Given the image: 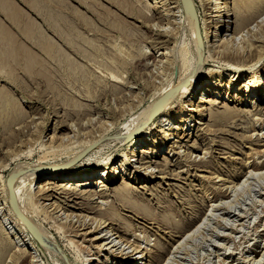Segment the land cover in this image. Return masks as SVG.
<instances>
[{"label":"rangeland","instance_id":"1","mask_svg":"<svg viewBox=\"0 0 264 264\" xmlns=\"http://www.w3.org/2000/svg\"><path fill=\"white\" fill-rule=\"evenodd\" d=\"M10 1L16 3L36 24L45 29L42 17L32 9L29 10L22 0ZM64 1L69 8L63 9L59 14L67 23L71 21L64 27L67 28L65 31L69 32L68 35L71 32L70 36L75 34L76 39L80 37L84 40L79 42V38L76 41L79 50L86 51L79 53L82 59L77 52L68 50L51 33H48L50 38L66 53L63 60L56 54V60L53 59L54 56L48 59L47 54L41 53L39 47L29 44L27 46L34 56L25 52L13 55L0 50V180L6 179L7 183L13 171L26 170L38 160H45L46 164L54 161L62 163L65 152L72 147L77 148L85 140V135L88 136L91 132L99 136L104 130L109 132L104 131L106 133L102 139L70 161L68 169L80 164L88 153L98 149L100 145L109 143L97 158L87 163V168L95 165L97 175L92 177L94 182L110 166L117 172V178L115 182L107 185L106 196H95V191L99 190L96 186L80 189L75 184L66 187L80 195H53L47 201L40 197L35 198L34 208L38 211L36 219L50 231L54 239L52 238V244L49 243L56 248V252L62 251L63 255H54L43 242L39 243L40 239H36L31 230L25 231L21 235L22 239L16 241L17 244L13 242L11 237L19 231V226L13 215L6 208H2L5 204L0 184V264H88L90 259L93 262L97 259L93 264H122L117 256L107 250L109 245L96 256L103 241L97 243L93 239L112 229L114 231L111 233L117 234L110 240L116 239L115 243L120 242L122 248H127L126 251L140 250L136 256L141 258L143 255L138 261L141 264H264V101L261 102L264 90L261 91L263 94L259 93L256 97L259 99L257 102L254 95L244 91L248 82L253 84L257 78L264 82V60L255 67L246 69L247 71L243 70L237 77L238 72L230 68V65H235L220 58L218 46L221 41L214 42L216 45L213 47L209 46L213 42H209L208 46L200 43L204 38L197 37L196 27L199 25L201 31L207 27L214 34V29L210 27L216 25L213 17L216 13H212V17L205 15L203 5L209 0H192L196 8L192 18L189 16L188 6L184 9L181 5L182 9L178 0H139L137 4L134 0H84L83 4L82 0L81 4L79 0ZM214 1L208 5L213 9ZM225 1L220 0L223 5ZM111 2H114L113 5ZM127 3L134 4L133 8ZM126 6L133 10L132 14L123 11L122 8ZM72 15H78L79 18L73 16V19ZM231 20L236 19L233 17L229 19ZM255 22L247 30H253L257 36L260 35V29L258 22ZM0 23L9 27L16 37H22L1 8ZM195 23L198 25L195 26ZM72 25L77 26L73 28ZM87 25H92L93 28L98 26L99 29L92 30L88 26L87 34ZM70 28L72 29L69 30ZM227 34L230 32L225 31L223 37ZM251 34L243 33L250 41L255 38ZM241 38L237 36V43L242 41ZM85 42L87 46H83ZM241 43L244 44V41ZM243 44L240 46L245 47L250 42ZM86 49L90 53L88 56ZM162 52L165 54L158 56ZM262 53L264 54V48ZM88 57H91L90 60ZM207 57L212 60L209 59L204 64ZM197 65H201V68ZM191 66L192 71L197 69V73H190L184 81L190 83L193 79L191 91L196 86L197 91L204 88L209 90L206 85L210 82V75L215 73L213 77H216L218 71L222 74L215 83L217 86L211 88L215 94L209 96L205 94V90L201 95L200 92L196 95L195 91L188 98L180 100L177 95L182 93V82L155 102H162L164 97L176 92V97L171 100L174 106L172 114H169L171 118L168 119L165 113L169 105L163 108L160 106L157 112L156 108L151 111L150 104L157 93L155 87L163 83L175 85ZM234 75L237 78L235 84L234 81L230 83ZM202 95L204 99H211V102L204 103L203 111L186 112L192 100L198 108L202 105L199 103ZM149 107L151 109L148 117L143 113L139 118H147L146 123L149 124L145 127L148 130L133 136L135 141L140 138L149 139L151 144L144 146L149 147L148 151L158 152L151 159L147 155L139 154V157L151 160L148 171H154L156 175L147 182L133 185L134 169L141 167L143 171L145 165L142 162H134V168L121 165L126 149L132 143L131 139L122 141L121 138L125 137L127 130L124 124L132 114L141 115ZM212 113L214 117H210ZM201 114L203 115L200 116ZM185 120L186 123L183 122ZM61 123L66 126L58 127ZM161 125L162 130H165L163 133L158 132ZM172 127L184 129L176 130L180 137L165 142ZM91 146L95 147L88 150ZM138 147L141 146H137V150L141 149ZM131 151L129 149V156ZM109 158L112 160L107 166ZM67 164L68 162L62 163L61 166ZM44 180L39 178V185H32L31 192L36 193L37 187ZM125 181L133 187H129V192L126 191L125 195H115L110 191L121 187ZM59 187L63 186L59 185L57 189ZM52 189L56 190L54 187ZM128 201L135 205L139 202L143 207L151 206L153 212L172 217L173 221L184 225V229L177 232L149 217H141L138 210L128 205ZM83 203L88 208H83ZM56 206L60 208L55 211ZM9 207L11 208L10 200ZM66 216H71L74 222L87 218L88 225L85 229L81 227L79 231L73 229L72 223L66 222ZM90 219H94L95 224ZM95 219L106 222L104 226L110 225L102 232H96ZM56 226L63 230V235L56 231ZM179 243L182 244L180 251L176 249ZM53 257L58 260L54 261Z\"/></svg>","mask_w":264,"mask_h":264},{"label":"bare ground","instance_id":"2","mask_svg":"<svg viewBox=\"0 0 264 264\" xmlns=\"http://www.w3.org/2000/svg\"><path fill=\"white\" fill-rule=\"evenodd\" d=\"M1 1V0H0ZM19 1V0H18ZM26 5H28V9H32V11H35L36 14H38V16L40 15V17H42L43 19V27H45V29L43 30L41 27V25H38L36 24L35 21H33V19L28 16L29 14H27L22 8H20L16 3H14L13 1H10V0H3L1 3H0V8H1V11L5 12L7 14V17L10 19V22L12 23V25L14 26L15 30L20 33V36H22L21 38H18L16 37L15 34H12V32L10 31V28L7 27L6 25L0 23V50L3 49L4 52L8 51L10 52L11 54H17V53H20V52H25L27 53V55H32L34 56L35 54L30 50V47L27 46V44L29 45H32L34 47H39V49L41 50V53H45L47 54V57L48 59L52 56H54L55 54L57 56H61V60H63V57L65 56V51L63 49H61L60 47H58L56 44H58L57 42H55V40L51 39L50 36L48 35V33H51L53 34L56 39H58L60 42H62L64 44L65 47L68 48V50H72V51H75L77 52L79 58L81 54H83V50H79V48L77 47L76 45V41L79 40V38H75V34L70 36L71 35V32H70V35H68L69 32L65 31L67 30V28L64 29V27H66L68 25V23H70L68 21V23L63 20V18L60 16L59 13H61L60 11H62L63 9H68L69 7H66V3L64 0H22ZM78 1V0H77ZM87 1V0H86ZM85 1V2H86ZM92 1V0H90ZM108 1V0H107ZM109 1H112V0H109ZM137 4V2L139 0H134ZM226 0L224 2V5L223 3L220 2V0H215L214 1V9L208 5H210L213 0H209L208 2H204V10H205V15L206 17H212V13H216V15H214V19L216 20V25H213L212 29H214V34L212 33V31L209 30V28L207 29V27H204V30L201 31V39L204 38L202 41L200 39V43H204L205 46H208V43L209 42H217V41H221V45L218 46L220 49H219V53L221 52V56L220 58H225L226 61H228L229 63H232L233 65L235 66H232L230 65V68L235 70L236 72H238V76L239 77L242 73L243 70H248L252 67H255V65H258L260 62H263L264 60V54L262 53V50L264 48V19L259 21L260 18H262L264 16V0H230V2ZM129 2V0H128ZM133 2V1H132ZM187 2V6H188V13H190V17L192 18V14H195L196 13V8H195V5L193 4L192 0H186ZM79 3H80V0H79ZM82 4L84 3V0H82L81 2ZM80 3V4H81ZM96 3V2H95ZM114 3V2H113ZM113 3L111 2V4L113 5ZM24 4V5H25ZM97 4V3H96ZM128 4V3H127ZM130 4V3H129ZM128 4V5H129ZM135 4V5H136ZM178 4L180 5V7L182 8V4H181V0H178ZM25 5V6H26ZM127 5V6H128ZM133 5L134 4H130V7L132 6L133 8ZM233 5V7H232ZM253 5V6H252ZM127 6L126 8H122L123 11L125 12H129L130 14H132L133 10L131 11V9H127ZM138 6V5H137ZM136 7V6H135ZM134 7V8H135ZM139 7V6H138ZM137 8V7H136ZM183 9V8H182ZM143 10V9H142ZM66 11V10H65ZM122 11V10H121ZM138 11V10H136ZM144 11V10H143ZM67 12H70L69 10ZM135 13V12H134ZM141 13V11H140ZM74 14V13H73ZM129 14V15H130ZM187 15V12L185 13ZM69 15V14H68ZM138 15V14H137ZM70 16V15H69ZM74 17H78V15H72V18ZM136 16V15H135ZM143 17L146 16V15H142ZM151 16H154L153 14ZM141 18V16H139ZM142 17V18H143ZM233 17H235V21L231 20L229 21V19H232ZM71 18V19H72ZM79 18V17H78ZM147 18V17H146ZM146 18H143V19H146ZM226 18V19H225ZM264 18V17H263ZM74 19V18H73ZM148 19V18H147ZM151 19V18H150ZM154 19V18H153ZM78 20V19H77ZM152 20V19H151ZM153 21V20H152ZM258 22L257 25L259 26L258 29H260L259 33L260 35H255L253 33V30L249 31L247 30L251 24H253L254 22ZM74 22V21H73ZM214 21H212L213 23ZM255 22V23H256ZM67 23V25H66ZM193 23V22H192ZM99 24V23H98ZM153 24V23H152ZM227 24V25H226ZM78 25V24H77ZM75 25V26H77ZM198 23H195V26H197ZM70 26V25H69ZM68 26V27H69ZM74 26V27H75ZM88 26H86L87 30L86 32L88 31ZM155 26V25H154ZM194 26V27H195ZM199 26V25H198ZM227 26V27H226ZM71 27V26H70ZM73 27V25H72ZM73 27V28H74ZM90 27V26H89ZM91 27L93 28V26L91 25ZM90 27V28H91ZM98 27V26H97ZM96 27V28H97ZM193 27V28H194ZM13 28V29H14ZM79 28V27H78ZM77 28V29H78ZM85 28V29H86ZM95 28V27H94ZM94 28L92 30H94ZM95 28V30H96ZM115 28V27H114ZM112 28V29H114ZM225 28H228L225 30ZM72 28H70L69 30H71ZM76 29V28H75ZM99 29V28H97ZM110 29V30H112ZM253 29V28H251ZM74 30V29H73ZM109 30V29H108ZM194 30V29H193ZM76 31V30H75ZM79 31V30H77ZM118 31V28L117 30ZM225 31H228L230 32V34H227L225 35V37H223L224 35V32ZM248 31V32H247ZM74 32V31H72ZM93 32V31H92ZM102 32V31H101ZM120 32V31H119ZM246 32V33H252L250 36L252 37H255L254 39L251 38V41H250V38L246 37L245 38V34L243 35V33ZM47 33V34H46ZM89 32H87L88 34ZM95 33V32H93ZM100 33V31H99ZM121 33V32H120ZM257 33V34H259ZM84 34V33H83ZM96 34V33H95ZM98 34V32H97ZM232 34V35H231ZM254 34V35H253ZM77 35V34H76ZM214 35V38L211 39V37ZM231 35V37H230ZM248 34H246L247 36ZM79 36H81V34H79ZM84 36V35H83ZM237 36H240L242 37V41H244V44L246 42V45L248 44V42H250V44H248L247 46L245 47H242L240 45H242L243 43H237ZM82 37V36H81ZM84 38V37H82ZM55 39V38H54ZM253 39V40H252ZM85 40H86V36H85ZM89 40V39H87ZM81 38H80V41L81 42ZM84 41V40H83ZM82 41V42H83ZM78 42V43H79ZM89 43V42H88ZM84 44V43H83ZM87 44V42H85V44L83 46H85ZM211 44V43H210ZM243 44V45H244ZM62 45V44H61ZM80 45V44H79ZM216 43L212 44V45H209L211 47L215 46ZM63 46V45H62ZM87 46V45H86ZM92 46V45H91ZM90 44H89V47H91ZM66 48V49H67ZM82 48V47H81ZM36 49V48H34ZM38 49V50H39ZM91 49H93L91 47ZM39 50V51H40ZM67 50V51H68ZM87 50V49H86ZM84 52H86L84 50ZM94 52V51H93ZM165 52V51H164ZM164 52L162 53H159L158 56H161L163 54H165ZM217 52V51H216ZM79 53H81L79 55ZM88 54L90 55V53H88V50H87V56ZM44 55V54H43ZM49 55V56H48ZM73 55V54H72ZM75 55V54H74ZM153 55V54H152ZM51 56V57H50ZM56 56V57H57ZM85 56V55H84ZM46 57V58H47ZM76 57V56H75ZM78 58V57H77ZM87 57H85V60H86ZM89 58V57H88ZM91 58V57H90ZM89 58V60H90ZM219 58V57H218ZM221 58V59H222ZM55 59V56L54 58ZM52 59V60H53ZM59 59V58H58ZM82 59V58H81ZM209 59L210 61L212 60L211 57H207L203 62L204 64L205 63H208L209 62ZM215 59V58H214ZM213 59V60H214ZM45 60V59H44ZM50 60V61H52ZM56 60V59H55ZM65 60H66V57H65ZM215 60H219V59H215ZM59 61V60H58ZM67 61V60H66ZM64 61V62H66ZM221 61V60H220ZM223 61V60H222ZM221 61V62H222ZM225 61V62H226ZM47 62V61H46ZM56 62V61H55ZM60 62V61H59ZM63 62V61H62ZM91 62V61H90ZM255 64L253 65L252 63ZM48 63V62H47ZM228 63V64H229ZM60 64V63H59ZM70 64V63H69ZM68 64V66H69ZM227 65V64H226ZM156 66V65H155ZM171 66V65H170ZM198 66V65H197ZM200 68H201V65H199ZM198 66V68H199ZM229 66V65H228ZM66 67V66H65ZM63 67V68H65ZM72 67V66H71ZM192 67L189 69H187V73L185 75H183V77L181 78L180 77V80L179 82H177L175 85H168L167 84H161L160 86H156V96H155V99L153 100V102L150 104L151 108L149 107L148 110L144 111L141 113V115H138L137 113V116L135 114H132V117L127 121L125 122V130H127L125 137L124 138H121L122 141L124 140H128V139H131L130 141L132 142L130 147L128 149H126V155L123 157V161L121 162V165H127L129 166L130 168H134V165L139 163V162H142L143 165H145V167L143 166V171H142V168H138V169H134V177H133V181L134 183H132L133 185H140L142 184V182H147L148 179H152L153 177H155L156 173L154 171H148L150 168H151V160H146L147 158H143V157H139V154L142 156L144 155H147V157H149L150 159L153 158V157H156L158 155V152L157 151H154V150H149V147H145L144 144H151L149 142V139H146V138H140L138 139L137 141H135L134 139V136L135 134L137 133H140L141 131H145L146 129L148 130V128H146L145 126L149 123H146L147 122V118L146 119H141L139 120V118L144 115V114H147V117H148V113L151 109V111L156 108V112L160 109V106H162L161 108H163L164 106L166 105H169L168 107V111H166L165 113H167V116H168V119L171 118V115L169 114H172L173 112V104L171 102V100L176 97V92L174 93H171V95H168L166 98L164 97V100H162V102H158L155 104L156 101H158L164 94H166L168 91H170V89L172 90V88L176 87L177 85H180L182 82H183V85H181L183 88H182V93L178 94L177 95V98H179L180 100L182 98H188L189 96H191L193 94V92L197 93L200 92V95H201V92L202 91H205L206 89H200L197 91V86L194 88L193 91L190 90V87L193 85V79L191 80V82H187V83H184L185 81V78L190 75V73H193L194 71H192ZM58 68V67H57ZM67 68V67H66ZM65 68V69H66ZM246 70V71H247ZM66 71V70H65ZM199 71V69H198ZM173 73V72H172ZM182 73V74H184ZM194 73H197L194 72ZM217 73H219L216 77H213V75L215 74H211L210 75V82H208V86L210 89L209 90H206L205 94H208L209 96L210 95H214L215 94V91L212 90L213 88H215V86H217L215 83L218 82L219 78H221V73L218 71ZM245 73V72H244ZM60 74V73H59ZM56 75V74H55ZM54 75V77H55ZM58 75V74H57ZM62 75V74H61ZM65 75V74H63ZM62 75V76H63ZM67 75V74H66ZM153 76V74H152ZM192 76V75H191ZM215 76V75H214ZM57 77V76H56ZM60 77V76H59ZM164 77V76H163ZM235 75L231 78L230 80V83L234 81V84L237 83V81L235 79L237 78H234ZM154 78V77H153ZM251 80V79H250ZM160 81V80H159ZM194 83H196L194 81ZM252 82H248L247 83V87H246V92H248L249 94L251 95H254L255 96V102H257L259 99L256 98L258 97L259 93H261V91H263L264 89V82L260 79H256L255 82H253V84H251ZM197 84V83H196ZM151 85V84H150ZM168 85V86H167ZM261 85H262V88H261ZM231 87V86H230ZM212 88V89H211ZM199 89V88H198ZM263 94V92L261 93ZM261 97L263 95H260ZM128 98V97H127ZM264 101V96H263V99L261 100V102ZM209 103L211 102V99L210 97H207L204 99V96L202 95L201 99L199 100V103L202 104L199 106H197L196 102H194V100H192L191 102H189L188 104V107L186 108V112H197V111H200L202 112L203 111V107H204V103ZM254 102V101H253ZM129 105V104H128ZM125 106V105H124ZM131 106V104H130ZM200 107H202L200 109ZM200 109V110H199ZM144 113V114H143ZM217 113V112H216ZM204 114V113H203ZM203 114H201L200 116H202ZM214 113H212V115H210V117H214L213 116ZM135 115V116H134ZM184 115V114H183ZM193 115V114H192ZM153 116V115H152ZM191 116V115H190ZM217 116V115H216ZM220 115H218L217 117H219ZM233 116L235 117V115L233 114ZM232 116V117H233ZM233 117V118H234ZM237 117V116H236ZM182 119V118H181ZM223 119V118H222ZM230 119V117L228 118ZM227 119V120H228ZM184 120V119H183ZM216 121V120H215ZM214 121V122H215ZM217 121H218V118H217ZM163 122V121H162ZM186 123V120L183 121ZM222 122V121H220ZM231 122V121H230ZM65 123V122H64ZM88 123V122H87ZM100 123V121H99ZM89 124V123H88ZM87 124V125H88ZM92 124V122H91ZM97 124V122H96ZM103 124V123H102ZM154 124V123H153ZM213 124V122H212ZM215 124V123H214ZM217 124V123H216ZM69 125V124H68ZM80 125V124H79ZM218 125V124H217ZM221 125V123H220ZM225 125V124H224ZM66 125H63L62 123L61 124H58V127H65ZM96 126V125H95ZM104 126V125H103ZM214 126V125H213ZM75 127V126H74ZM101 127V126H100ZM99 127V128H100ZM83 128V127H82ZM92 128V127H91ZM94 128V127H93ZM104 128V127H103ZM107 128V127H106ZM70 129V128H69ZM109 129V128H107ZM184 128H170L169 129V133L167 134L166 136V139H165V142H171L172 140H174L176 137H178L179 135L177 134V131L176 130H182L183 131ZM103 130V129H102ZM158 132H161L162 133L165 131V130H162V125L158 128ZM94 131V130H92ZM106 132H109V130H104ZM104 131L101 132V134L98 136V135H94L93 133H91L90 131V134L86 136L85 140H82L78 145H77V148H74L72 147L70 151H66L65 154V159L62 160L63 162L62 163H66L70 161H72L74 158H77L78 156H80V154H82V152L88 148L90 145L94 144L95 142L99 141L100 139H102L104 137ZM88 132V133H89ZM174 132H176V134H174ZM74 133V132H73ZM81 133V132H80ZM86 133V134H88ZM97 132H95L96 134ZM123 135V134H122ZM121 135V136H122ZM120 136V137H121ZM74 137V136H73ZM120 137H118L120 139ZM180 137V136H179ZM57 138V137H56ZM62 138V137H61ZM80 138V137H79ZM78 138V139H79ZM74 139V138H73ZM82 139V138H81ZM76 141H77V138H76ZM75 143V142H74ZM77 143V142H76ZM60 144V143H59ZM73 144V143H72ZM109 145V143L105 144V145H100V147L97 149H94L92 152L88 153V156L82 160V162H80V164L74 166L73 168L71 169H68V170H62V171H52V172H48V173H45V172H42V168H45V167H48V166H61L62 163H58V162H52V163H47L44 162L45 160H38L36 162H34L32 164V166L28 167L26 170H15V172L17 173L15 179H14V182H13V186H14V191H15V195L17 197V203H18V207L21 209L22 213L32 222L33 226H35L36 230H37V234L36 236H38V238L41 240V243L43 242L45 244L46 247H48V249L53 252L54 255H57L59 253L62 254V251L61 252H56V248L53 247L51 244L53 243V235H51L50 231L45 228V226L43 224H41L40 222H38V220L36 219V213L38 211H35L36 208H34V201H35V198L37 197H40V199L42 198L43 200H51L50 198L56 195H80L78 193H75L72 191L71 188H68L66 186L70 185H78L81 188H85V189H89L93 186H96L98 187L99 190H96L95 191V196L99 195V196H106L107 194V185L115 182L116 178H117V172L115 171L114 168H112L111 166L106 168L105 170L102 171V173H100V175L98 176L97 180L94 182L92 181V177H94L95 175H97V172L94 170L95 169V165L91 166L90 168H87L89 166H87V163L92 159L94 158H97L96 156L101 153L100 151L105 149V147H107ZM141 146V147H138V148H141V149H138L137 150V146ZM144 146V147H143ZM129 149H131V153H130V156L128 154V151ZM51 154V153H50ZM137 154H138V157H137ZM149 154V155H148ZM59 155V154H58ZM56 157V156H54ZM49 158V157H48ZM63 158V157H62ZM18 159V158H17ZM50 159V158H49ZM136 159V160H135ZM112 160V158L108 159L107 161V166L108 164L110 163V161ZM134 162H136L134 164ZM101 164V163H100ZM263 164V162L261 163ZM83 167V168H82ZM160 171V169H159ZM158 171V172H159ZM30 172V175L28 174ZM248 174V173H247ZM44 176V177H43ZM39 178H44L45 180L42 181V185L38 186V190L36 191V193H32L31 192V187L32 185L35 184V187L36 185H39L38 183V179ZM216 178V177H215ZM106 179V180H105ZM60 180H64V181H60ZM78 180V181H76ZM135 180V181H134ZM247 181V180H246ZM245 181V182H246ZM0 184L2 185V192L4 194V206L2 208H6L10 213L11 215H13V219H15V222H17L18 226H19V231L17 233H15L11 239L13 240V242L16 243V241H20V239H22V236L21 235H24L25 231H30L29 228H27V226H25V224L17 217V215L13 212V210L9 207V191H8V187H7V183H6V179L5 181L4 180H0ZM244 184V183H243ZM59 185H62L63 187H59L57 189V186ZM234 185V184H233ZM237 185V184H236ZM132 185H130L127 181L123 182L122 186L119 187V188H115L113 190H110L111 192L113 191V193L115 195L119 194V193H123L124 195L126 194V191L129 192V187L130 189L133 188L131 187ZM52 187L56 188V190L54 191V189H52ZM36 188V189H37ZM95 188V187H94ZM35 189V188H34ZM136 189V188H135ZM35 192V190H34ZM51 192V195H49V193ZM79 192V190H78ZM81 192V191H80ZM133 194V192H131ZM110 194V193H109ZM123 194L121 196H123ZM111 195V194H110ZM128 196V195H126ZM70 197V196H69ZM68 197V198H69ZM65 198V197H64ZM77 198V197H75ZM96 198V197H95ZM58 199V198H57ZM128 205H130V207L132 206L133 209L135 210H138V213L141 214V217L144 215L149 218H151L152 221H157V223L159 224H162V226L166 227L167 229H174L176 230L177 232H180L182 231V229H184V225L182 226V224H179L177 221H173L172 217L170 216H161L160 214H157L155 212H153V209L148 207V206H144L139 202H136V205L135 203L134 204H130L129 201L127 202ZM44 204V203H43ZM84 204V203H83ZM89 204V203H87ZM66 205V204H65ZM90 205V204H89ZM128 205H126L128 207ZM85 206L82 205V207ZM71 207V206H70ZM55 208V207H54ZM60 208L59 206H56V209L55 211ZM80 208V207H79ZM83 208H88V206H85ZM83 208H80V209H83ZM102 209V208H101ZM132 209V208H130ZM218 209V208H217ZM93 210V209H92ZM229 211V210H228ZM134 212V211H133ZM135 213V212H134ZM137 211H136V214H138ZM71 215V214H70ZM38 217V216H37ZM88 217V216H86ZM108 217V216H107ZM206 217L209 219L210 216L206 215ZM51 218V217H50ZM54 218V217H53ZM87 219V218H86ZM86 219L82 220V221H77V222H74L73 218H71V216H66V222L68 224L72 223L71 226H74L73 229H80L81 227H84V229L86 228V226L88 225ZM119 219V218H118ZM81 220V219H80ZM91 221H94V219H90ZM96 220V219H95ZM50 221V220H49ZM52 221V220H51ZM58 221V220H57ZM97 221V220H96ZM53 222V221H52ZM228 222V221H227ZM106 222H103L102 220L101 221H97L96 222V226H94V230L96 228V232L99 230L100 232H102L105 228H107L110 224H107L106 226L105 225ZM94 224H95V221H94ZM129 224V223H128ZM125 225V224H124ZM130 225V224H129ZM69 226V225H68ZM161 227V225H160ZM186 227V226H185ZM52 228V227H51ZM53 228H55L53 226ZM89 228V227H88ZM65 229V228H64ZM68 230H70L68 228ZM81 230V229H80ZM56 231L58 233H61V235H63V230L60 229V227L56 226ZM76 231V230H75ZM74 231V232H75ZM79 231V230H78ZM89 231V230H88ZM112 231H114L113 229L112 230H108V232H106L105 234H101L98 236V237H95L93 239V242H97L99 243L100 241H103V243L101 244L100 243V246L98 247V251L99 253L96 254V256H98V254H101L100 251L104 250V247L105 246H108V251L109 252H112L113 255L117 256L118 258V261H121L122 264H141L139 263L138 261L141 260L143 257V255L141 256V258L137 257L136 255L138 253H140L141 251L140 250H136V249H133L131 252L130 251H126L127 248H122L123 246L120 245L118 243H115L116 239H112L110 240L111 238H113L112 236L115 237V235L117 234V232L115 233H111ZM133 231V230H132ZM71 232V231H70ZM72 233V232H71ZM76 233V232H75ZM74 233V234H75ZM79 233V232H78ZM92 233V232H91ZM95 233V232H93ZM185 233V232H184ZM87 234V233H86ZM20 235V236H19ZM59 235V234H58ZM83 234H81L82 236ZM35 236V235H34ZM65 236V235H64ZM74 236V235H73ZM119 236V235H118ZM118 236L116 238H118ZM184 236V235H182ZM68 237V236H67ZM75 237V236H74ZM123 237V236H122ZM53 238V239H52ZM182 238V237H181ZM92 241V239H91ZM51 244H50V243ZM134 242V241H133ZM42 243V244H43ZM55 243V242H54ZM69 243V241H68ZM123 243V242H122ZM249 243V242H248ZM50 244V245H49ZM77 244V243H76ZM127 244V243H126ZM150 244V243H149ZM74 246V244H73ZM76 246V245H75ZM92 246V245H91ZM136 246V245H135ZM138 246V245H137ZM182 244L179 243L178 245V249L180 251V249L182 248L181 247ZM33 247V245H32ZM68 247V246H67ZM70 248V247H69ZM73 248V247H72ZM130 248V246L128 247ZM34 249V248H33ZM32 249V250H33ZM77 249V248H76ZM75 249V250H76ZM114 249V250H113ZM132 249V248H131ZM138 249V247H137ZM141 249V247H140ZM134 250H136V252H134ZM28 251L31 253V254H34L31 249L28 248ZM78 251H81V250H78ZM77 252V251H76ZM64 253V252H63ZM51 254V253H50ZM63 255V254H62ZM95 255V254H93ZM175 255V254H174ZM101 256V255H99ZM263 256V255H262ZM57 257V256H56ZM54 258V257H53ZM55 259V258H54ZM58 260L55 259L54 261ZM93 259H90L89 260V263L88 264H93L94 262L97 261V259H94V262L92 261ZM169 260V259H168ZM100 261V260H99ZM85 262V261H84ZM92 262V263H91ZM109 262V261H108ZM100 263V262H99ZM105 264V263H104ZM109 264V263H108Z\"/></svg>","mask_w":264,"mask_h":264},{"label":"water","instance_id":"3","mask_svg":"<svg viewBox=\"0 0 264 264\" xmlns=\"http://www.w3.org/2000/svg\"><path fill=\"white\" fill-rule=\"evenodd\" d=\"M181 1H182V5H183L184 9H186L187 8L186 0H181ZM196 34H197L198 38H201V29L199 26L196 27ZM94 147L95 146H91L88 150H91ZM69 166H70V164L62 165V166H55V167L49 166V167L42 168L41 170H42V172L48 173V172H52V171H62V170L68 169ZM16 175H17V173L15 171H13L9 175L8 181H7V186H8V190H9L10 205H11L13 212L25 224V226H27V228H29L32 231V233L35 235V238L37 239L38 236H36V234H37L36 228L33 226L32 222L22 213L21 209L18 207L17 197L15 195L14 186H13V182H14ZM39 243L42 244L40 240H39Z\"/></svg>","mask_w":264,"mask_h":264}]
</instances>
